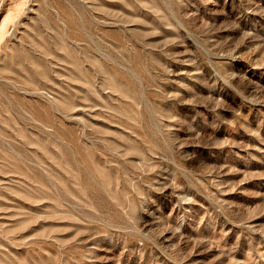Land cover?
<instances>
[{
  "label": "rangeland",
  "instance_id": "1",
  "mask_svg": "<svg viewBox=\"0 0 264 264\" xmlns=\"http://www.w3.org/2000/svg\"><path fill=\"white\" fill-rule=\"evenodd\" d=\"M0 264H264V0H0Z\"/></svg>",
  "mask_w": 264,
  "mask_h": 264
}]
</instances>
